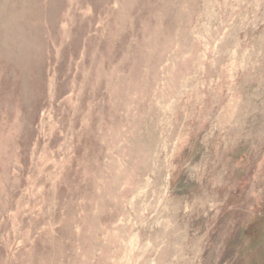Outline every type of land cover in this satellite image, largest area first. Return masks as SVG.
<instances>
[{
  "label": "rangeland",
  "instance_id": "1",
  "mask_svg": "<svg viewBox=\"0 0 264 264\" xmlns=\"http://www.w3.org/2000/svg\"><path fill=\"white\" fill-rule=\"evenodd\" d=\"M33 2L0 45V264H264V0Z\"/></svg>",
  "mask_w": 264,
  "mask_h": 264
},
{
  "label": "bare ground",
  "instance_id": "2",
  "mask_svg": "<svg viewBox=\"0 0 264 264\" xmlns=\"http://www.w3.org/2000/svg\"><path fill=\"white\" fill-rule=\"evenodd\" d=\"M15 1L21 2L22 4H24L26 6L27 10L29 11L27 17L23 11L13 8V7H15L14 6V0H0V45H2V46L6 45V47H9V45H10L9 48H12L13 51H15L12 54L10 53L11 55L10 54L5 55V57L10 58V59L18 58L20 52H21V56L24 54V49L18 45L17 40L20 37H22L23 35H25L26 31L28 33L30 31L36 32L38 30L36 15L38 18L39 15H41V13H42L41 7H39L36 2H33V0H15ZM35 1H37V0H35ZM15 8H17V7H15ZM2 46H0V48ZM9 64L10 63H8V65ZM5 65L7 66V64H5ZM10 66H11V64H10ZM16 73H15V76H16ZM20 75H21V71H20Z\"/></svg>",
  "mask_w": 264,
  "mask_h": 264
}]
</instances>
